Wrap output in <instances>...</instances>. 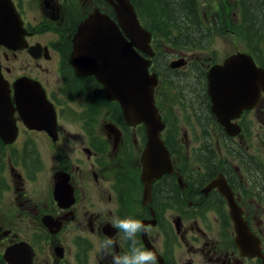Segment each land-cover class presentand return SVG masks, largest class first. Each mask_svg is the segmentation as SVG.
<instances>
[{
    "label": "flooded vegetation",
    "instance_id": "obj_1",
    "mask_svg": "<svg viewBox=\"0 0 264 264\" xmlns=\"http://www.w3.org/2000/svg\"><path fill=\"white\" fill-rule=\"evenodd\" d=\"M250 2L261 7L255 15L249 11ZM213 9L217 35L235 22H242L244 30L252 17L257 29L247 31L257 40V48L235 46L219 62L246 51L264 68V0H218ZM29 19L25 18L26 25ZM32 33L33 41L43 39L49 51L30 64L16 63L13 52L3 51L2 74L8 82L4 80V91L13 94L20 76L40 81L57 110V124L30 128L16 111V138L0 136V264H112L113 254L128 251V242L113 227L116 216H131L147 226L138 241L161 252L158 264H264V153L257 149L259 158L254 155L256 141L264 139V88L257 107L238 119L243 134L232 137L211 112L205 80L166 79L156 94L166 124L161 138L173 166L152 182L146 197L142 178L146 126L131 123L121 104L106 98L97 79L72 69L73 39L50 36L39 23ZM162 59L157 49L150 73L174 72L162 65ZM48 64L53 78L51 72L46 74ZM64 84L68 90L61 94L58 89ZM201 102L211 120L202 127L196 122ZM27 142L33 143L31 150L25 149ZM44 148L54 158V167ZM16 149L24 152L18 155ZM124 177L135 180L130 193ZM107 183L112 192L105 191ZM92 184L99 193L90 190L83 195ZM225 190L259 240L255 255L246 254L236 242ZM108 238L115 247L105 255L99 245ZM79 251H84V260L78 258Z\"/></svg>",
    "mask_w": 264,
    "mask_h": 264
},
{
    "label": "water",
    "instance_id": "obj_2",
    "mask_svg": "<svg viewBox=\"0 0 264 264\" xmlns=\"http://www.w3.org/2000/svg\"><path fill=\"white\" fill-rule=\"evenodd\" d=\"M108 1L114 6L117 20L122 29L109 14L96 9L78 28L74 39L73 62L80 69L87 67L86 71L92 72L93 70L104 83L108 98L118 99L130 118L146 124L149 139L142 158L144 164L142 178L146 184L147 197L154 179L167 170H171V164L165 153L159 159L160 168L155 170V161L159 151L158 144L160 150L163 149L159 141L162 125L156 123V116L151 114L149 117L147 114L139 113L141 107L147 103L148 97L152 95L155 78L148 76L146 69L149 62H144V59L133 47L136 45L145 50L142 45L134 41L129 32L132 29H139L134 7L128 0ZM124 29L128 31L127 35L132 39L131 42L122 36ZM12 46L17 48L22 47L23 44L17 39ZM34 50L35 48H31L30 52L32 53ZM225 65L227 66L225 75L222 74L223 67L221 65L213 66L209 74V94L213 102L212 111L217 115L220 124L225 127L228 133L236 134L237 130L232 123V118L238 117L244 109L253 107L258 99L259 83L252 78L257 72V67L253 64L252 57L246 54L228 58ZM82 74H85V71ZM118 78L119 81H117ZM2 81L0 75V84ZM40 89L35 86L32 90L35 95L33 98L34 112L48 110L45 101L46 95ZM16 96L18 98V94ZM27 100L32 101L29 98V92L25 94L26 104L23 108L25 115ZM17 102L19 104L18 100ZM148 110L150 113H154L151 106H148ZM35 116L37 115L35 114ZM232 217L239 233V245L241 246L242 242L247 243L246 237L249 231L245 228V223L238 210L232 209Z\"/></svg>",
    "mask_w": 264,
    "mask_h": 264
},
{
    "label": "rangeland",
    "instance_id": "obj_3",
    "mask_svg": "<svg viewBox=\"0 0 264 264\" xmlns=\"http://www.w3.org/2000/svg\"><path fill=\"white\" fill-rule=\"evenodd\" d=\"M39 1V0H38ZM37 1V2H38ZM140 17L142 19V21H144V17L142 15L141 12V8L139 7V5L137 4L138 0H134ZM207 0H204V2ZM35 0H27L28 5L32 8L33 10V16L34 17H39L40 18V14H39V9L37 8V3ZM55 2V1H54ZM57 2L59 3V0H57ZM216 2H218V0H212L209 2V4H216ZM69 4H71V8L75 9L77 11L78 16L80 17H84L90 10L94 9L95 7L98 6H105L107 5L106 2L102 1V0H80L79 4L77 3H73V2H69ZM73 4V5H72ZM51 6L52 8H54V6L57 7L56 3L51 2ZM241 4L238 3V7L237 9H240ZM64 10V8H62L60 11L59 10H55V18L52 17V15L50 14V12H48L50 14L51 17H47V29L52 30L53 33L56 36H61V35H65L67 37H70L69 34H61L59 32L58 26L56 24V20L57 18H59L61 16V12ZM217 12H215V10L213 8H210L208 13L206 14V22L208 23V26L211 28V31L209 32L210 35H213L212 30L214 29V23H213V15L216 14ZM201 14H203V11H201ZM204 15V14H203ZM53 18V19H52ZM226 20V19H225ZM230 21V20H229ZM253 17L251 19V21L249 22V25L243 30V23H234V25L229 26L226 25L224 26L221 31L219 32L220 35H216V37H214L212 42H202L201 40L198 41L197 38L194 39H190L185 37L184 35H180L179 39L181 42H184L186 44H188L187 47L185 46H181L179 44H176L174 41H172V39L175 37L174 34H172L170 36V42L168 43H164L166 42V39H163V42H157V38L154 39V44H157L158 47L160 49H162V55H163V59H162V65L164 67H169L170 66V62L175 58L176 54H178V51H181V54H184L185 57H187L189 59V61H194L195 63L192 65L194 67L196 66H200L198 67V71H197V80H203V77L201 76V67L205 66L202 62H201V58H198V55H200V53L197 51V43L199 44H205L206 47H210L213 46L214 50L216 51V55L219 58H222L226 53H228L229 51H231L235 46H238L241 49H246L249 50L250 48H254V46H256V43L253 39H251L249 37V35L247 34V31H250L253 27ZM215 32V31H214ZM171 45V46H168ZM172 45H176L177 49L174 50L172 48ZM14 56V55H13ZM264 59V58H263ZM20 62L24 63L26 62V56L21 53L20 54ZM9 67L12 69L13 64L8 63ZM50 67V71L46 70V74L49 76V73L51 72L52 78L54 76V72L52 70V64H48ZM186 65L187 62H185L184 64L182 63L181 66L179 68H183V70H186ZM168 76L171 79L174 80H188V79H194V77L190 78H183L181 76L176 75L175 71L171 74H168ZM49 87H51V84L48 83ZM61 94H64L66 92V90H68V85H60L59 89ZM176 93V86L172 87L171 89V94L174 95ZM99 115V113H98ZM97 115V116H98ZM207 115V110L205 105L201 102L200 103V118L196 121L200 127H202L203 125H208V123L211 122L210 119H208ZM254 123H256V121H254ZM178 142H181V138H175ZM264 141V139H263ZM263 144V142H260L258 145ZM33 146V143L31 142H27L25 144V149H30ZM22 149V147H21ZM158 150H160V145L158 144ZM24 152V150H21ZM16 152L18 155H22L23 152L19 153L16 149ZM44 156L46 157V159H48V161L50 162L51 166L54 167L55 162H54V158L50 155L49 151L47 149H43L42 150ZM252 159H249V161H251ZM135 180H130L127 177H124V186H125V191L130 193L131 192V184L134 183ZM93 191V194H97L99 193L96 189H95V184L93 185H89L88 187H86L84 189V194L86 195L87 192L89 191ZM106 192H112V184H106V188H105ZM94 198V195H93ZM59 212H61V210H59ZM247 240L248 242L246 243L247 246L250 247H256V243L257 241H255L253 239V234L252 233H248L247 234ZM78 258L81 260H84V251H79V253H77Z\"/></svg>",
    "mask_w": 264,
    "mask_h": 264
},
{
    "label": "trees",
    "instance_id": "obj_4",
    "mask_svg": "<svg viewBox=\"0 0 264 264\" xmlns=\"http://www.w3.org/2000/svg\"><path fill=\"white\" fill-rule=\"evenodd\" d=\"M133 1V0H132ZM143 1L140 3L142 14L147 16L149 22H145L148 26L154 29V33L160 39H166L170 42V36L174 34V41L176 44L187 47L188 44L181 42L180 35L187 38H197L198 41L212 42L215 36L214 29L213 35L209 32L211 28L205 24L206 17L198 11L200 4L196 0H138ZM258 1V0H255ZM260 5L255 2H250V9L254 15L259 12ZM208 13V10H206ZM252 31L257 32L256 24L253 21ZM171 46V45H170ZM176 47V45H172ZM197 47H206L205 44L197 43ZM205 152L212 153L210 149L206 148Z\"/></svg>",
    "mask_w": 264,
    "mask_h": 264
},
{
    "label": "clouds",
    "instance_id": "obj_5",
    "mask_svg": "<svg viewBox=\"0 0 264 264\" xmlns=\"http://www.w3.org/2000/svg\"><path fill=\"white\" fill-rule=\"evenodd\" d=\"M113 227L123 234V238L128 242V251L113 254L112 264H158L155 252L142 246L137 239L138 234L148 231L146 225L131 216L123 218L116 216L113 218ZM99 247L105 255H108L115 244L108 238L101 242Z\"/></svg>",
    "mask_w": 264,
    "mask_h": 264
},
{
    "label": "bare ground",
    "instance_id": "obj_6",
    "mask_svg": "<svg viewBox=\"0 0 264 264\" xmlns=\"http://www.w3.org/2000/svg\"><path fill=\"white\" fill-rule=\"evenodd\" d=\"M6 18H9V15L6 12L5 6L2 4L1 10H0V20H6ZM2 106H4V90H0V107H2ZM33 109H34V105L31 104L30 105V108H29V115H32L34 113L33 112ZM224 192L226 193V196L229 198V200L231 202L232 195L229 194L228 191H226V190ZM230 209L237 210V207L236 206H233L230 203Z\"/></svg>",
    "mask_w": 264,
    "mask_h": 264
}]
</instances>
